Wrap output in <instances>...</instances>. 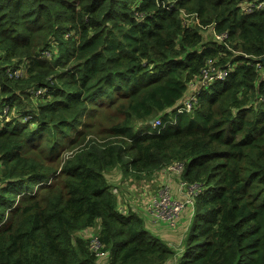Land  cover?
<instances>
[{
	"label": "trees",
	"instance_id": "trees-1",
	"mask_svg": "<svg viewBox=\"0 0 264 264\" xmlns=\"http://www.w3.org/2000/svg\"><path fill=\"white\" fill-rule=\"evenodd\" d=\"M244 1L255 0H0V264H100L85 238L95 223L108 264H264V9ZM210 59L232 68L178 112ZM117 102L124 117L109 132L132 156L115 142L60 166L33 154ZM173 160L200 187L178 254L118 208L106 174Z\"/></svg>",
	"mask_w": 264,
	"mask_h": 264
},
{
	"label": "rangeland",
	"instance_id": "rangeland-1",
	"mask_svg": "<svg viewBox=\"0 0 264 264\" xmlns=\"http://www.w3.org/2000/svg\"><path fill=\"white\" fill-rule=\"evenodd\" d=\"M193 18V16H191ZM202 32L205 36H210V31L208 30V27L203 28ZM230 46V49H232L231 44L228 43ZM49 54H47L48 58ZM22 73L20 75H25V68L21 69ZM189 90L186 92V95L188 94ZM120 104L117 102L115 104H104L101 107H95L94 110L91 111V114L85 115L83 119L86 121V126L79 125V129L82 130L81 133L73 135L74 140H70L65 142L63 146H58L56 149H54L53 152L50 151L51 141L45 139L42 141V143L33 149V154L36 156L38 160L43 162L44 164H56L59 163V166L66 160L70 155L75 153L77 150H79L81 147H84L90 143H96L99 146L107 145L112 142L118 143L123 145V147L126 148V151L124 152V158L132 156V151L128 149V143L129 141L124 138L117 135L111 134L109 131V128L111 125L115 124L116 122H119L123 119L124 114L121 110L118 109V106ZM6 113V110H5ZM13 110H11L8 114H6V119H9V117L13 116ZM156 121L153 120V124ZM151 124V121H150ZM136 127V122L134 123L133 128ZM63 140V139H62ZM51 156L55 159V161H51ZM182 162L180 160H173L168 163L162 164L159 168L155 169L154 171H148V172H138L133 170L131 167H128V169L125 171L123 168L116 166L106 171L109 183L111 187L115 190H117L118 195V205L120 209L123 212H126L128 209V206H131V210L134 212H137L145 221L146 228L151 231L150 227H166L168 229H175L178 226V222L174 227H169L165 225L164 223H155L151 222L149 219V214L145 207V195H154L149 194L148 191L152 190L149 189V182H151V178H153V174L155 171L163 169L165 172L171 174L170 177L174 179V181H177L176 188L181 193L180 196H177L175 199L178 200H184V190L180 188L179 183L181 180H184L181 178V173L184 169V164L182 168L180 169V172H172L167 169V166H169L173 162ZM183 163V162H182ZM1 169V164H0ZM186 181V180H185ZM158 190L162 187L167 188L168 192L171 194V188L169 183H159L157 185ZM155 188V192L157 190ZM129 190L133 195L135 193H142V196L144 198V202L142 201V204L138 207L136 206V203L133 201L135 198L130 195ZM157 190V191H158ZM129 199V201H128ZM133 205V206H132ZM192 205L186 206L181 211V214L184 210H187L189 212V219L191 221L192 218ZM180 214V216H181ZM148 217V218H147ZM180 218V217H179ZM156 225V226H155ZM99 224L95 223L91 226L92 233H96L98 229ZM154 234V233H153ZM156 236L160 237V239L163 241V237L160 234H155ZM166 243V242H165ZM167 244V243H166ZM176 254L181 250V248H177L174 245H169ZM98 262L100 264H108L109 263V256H100L97 257ZM176 260V259H175ZM175 260H170L169 264H174ZM168 262V261H167ZM166 262V263H167ZM165 264V263H164Z\"/></svg>",
	"mask_w": 264,
	"mask_h": 264
},
{
	"label": "built area",
	"instance_id": "built-area-1",
	"mask_svg": "<svg viewBox=\"0 0 264 264\" xmlns=\"http://www.w3.org/2000/svg\"><path fill=\"white\" fill-rule=\"evenodd\" d=\"M264 9V0H255V1H244L242 3V10L245 12H252L255 10ZM195 23L198 24V20L195 18ZM216 38H225L226 33H222L217 35L214 33ZM229 48V46L227 45ZM241 53L244 56H248V54L244 52ZM262 58H264V54L260 57V61H257L255 66L256 69L260 70V72H264V66L262 65ZM231 65L225 67H218L215 64V59L208 60L205 66L200 69L199 74L194 77L188 84L190 91L187 95L176 105V110L178 112H190L196 106H198V91L203 87H209L213 82L218 80H223L229 71L231 70ZM22 73L21 69L16 70L14 72L15 75H20ZM43 90L38 89L35 91L36 94H41ZM160 120L156 119V126L160 124ZM182 162H173L167 169L172 172H180L182 168ZM181 189L184 190L185 198L184 200H178L171 196L168 192L167 188L162 187L158 190V194L156 195H148L147 200L145 201V207L149 214V220L155 223H164L169 227H174L178 219L180 217L181 211L184 207L192 205L194 201V197L199 192V185L197 183L188 182L185 180H181L179 183ZM193 208V206H192ZM99 229V226H98ZM98 229L96 233H92L91 227L85 229V238L89 239V248L97 257L107 256L108 253L104 250V245L98 240Z\"/></svg>",
	"mask_w": 264,
	"mask_h": 264
},
{
	"label": "crops",
	"instance_id": "crops-1",
	"mask_svg": "<svg viewBox=\"0 0 264 264\" xmlns=\"http://www.w3.org/2000/svg\"><path fill=\"white\" fill-rule=\"evenodd\" d=\"M171 174L165 172L163 169L157 170L154 172L153 174V178H151V182H149V189H152L150 191H148L149 194H158V184L159 183H169L170 188H171V196L173 198H176L177 196H180L181 193L179 192V190L176 188L177 185V181H174L173 178L170 177ZM155 188H157L156 192H155ZM115 190V189H114ZM116 195H117V190H115ZM129 193L131 196H133L135 199L133 200L136 203V206L134 207H138L139 205L142 204L141 199L144 202V198L142 196V193H135L133 195V193L130 192ZM118 198V195H117ZM147 200V196L145 195V201ZM129 201V199H128ZM133 206V205H132ZM148 218V217H147ZM149 221V219L147 220ZM190 224V219H189V212L187 210H184L183 213L181 214L180 218H179V222H178V226L175 229H168L166 227H150L152 233L154 234H160L163 237V241L166 242L169 245H174L177 248H181L183 245V240L186 236V232L188 230ZM156 226V225H155ZM170 262H167L165 264H169Z\"/></svg>",
	"mask_w": 264,
	"mask_h": 264
},
{
	"label": "clouds",
	"instance_id": "clouds-1",
	"mask_svg": "<svg viewBox=\"0 0 264 264\" xmlns=\"http://www.w3.org/2000/svg\"><path fill=\"white\" fill-rule=\"evenodd\" d=\"M196 19H197V18H196ZM197 20H198V19H197ZM194 23H195V19H194ZM229 49H230V47H229ZM230 50H231V49H230ZM232 51H233V52H236V53L238 52V51H235V50H232ZM239 52H241V51H239ZM262 61H263V60H262ZM263 62H264V61H263ZM188 90L190 91L189 86L187 87V89H186V91H185V93H184L182 99L185 97L186 92H187ZM182 99H181V100H182ZM181 100H180V101H181ZM180 101H179V102H180ZM179 102H178V103H179ZM178 103H177V104H178ZM177 104H175V106H174L175 108H176V105H177ZM191 111H192V110H191ZM156 119H159V120H160V118H156ZM156 119H155L154 121H156ZM151 124H152L153 126H156V125H155L156 122L153 124V121H151ZM0 164H1V161H0ZM117 199H118V198H117ZM117 205H118V202H117ZM118 208H120L119 205H118ZM121 211H122V210H121ZM122 212H123V211H122ZM192 212H193V208H192ZM124 213H125V212H124ZM140 217H141V216H140ZM90 227H91V226H90ZM88 228H89V227H88ZM97 260H98V259H97Z\"/></svg>",
	"mask_w": 264,
	"mask_h": 264
},
{
	"label": "bare ground",
	"instance_id": "bare-ground-1",
	"mask_svg": "<svg viewBox=\"0 0 264 264\" xmlns=\"http://www.w3.org/2000/svg\"><path fill=\"white\" fill-rule=\"evenodd\" d=\"M200 161V160H199ZM87 232V231H86ZM85 232V233H86ZM97 237H98V240L100 241V238H99V234L97 235ZM101 242V241H100ZM88 246H90V244L88 243ZM104 248V247H103Z\"/></svg>",
	"mask_w": 264,
	"mask_h": 264
},
{
	"label": "water",
	"instance_id": "water-1",
	"mask_svg": "<svg viewBox=\"0 0 264 264\" xmlns=\"http://www.w3.org/2000/svg\"><path fill=\"white\" fill-rule=\"evenodd\" d=\"M262 60L264 61V58H262Z\"/></svg>",
	"mask_w": 264,
	"mask_h": 264
}]
</instances>
